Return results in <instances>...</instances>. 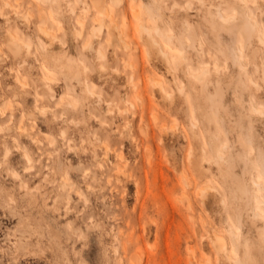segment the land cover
Returning a JSON list of instances; mask_svg holds the SVG:
<instances>
[{"label": "rangeland", "instance_id": "obj_1", "mask_svg": "<svg viewBox=\"0 0 264 264\" xmlns=\"http://www.w3.org/2000/svg\"><path fill=\"white\" fill-rule=\"evenodd\" d=\"M104 1L109 14L92 0H11L0 16V108L7 101L14 124L0 138L7 135V163L31 192L0 173V264H264V208L250 187L264 157V116L252 109L264 102L259 30L248 41L224 30L218 11L239 15L240 0ZM247 7L261 22L264 0ZM98 21L103 29L93 36ZM8 30L30 52H13ZM47 63L63 70L46 82L56 102L67 94L90 107L37 115L18 135L22 114L49 107L37 99ZM62 131L45 187L22 172L24 152L13 141L18 135L15 147L31 155ZM215 233L225 237L222 250Z\"/></svg>", "mask_w": 264, "mask_h": 264}, {"label": "clouds", "instance_id": "obj_2", "mask_svg": "<svg viewBox=\"0 0 264 264\" xmlns=\"http://www.w3.org/2000/svg\"><path fill=\"white\" fill-rule=\"evenodd\" d=\"M240 5H242V8L240 9L239 12L240 16L249 22L253 30H259L260 39L262 42H264V14H261L260 16L261 22L257 23L251 11L248 9L247 5L243 4L242 2L240 3ZM13 8H14V4L11 2V0H0V16H3L5 11L11 10ZM233 15H235V13H233ZM44 68L47 69L48 73L54 75L55 78H59L63 72L62 68L54 63H47V66ZM88 70H89L88 68H81V74L82 75L86 74ZM36 83L37 82H34L33 84L34 87L36 86ZM261 83L264 84V77H261ZM257 87H258L257 85H252L251 91L254 93L253 90H256ZM42 91L44 93L43 95H41ZM69 92H71V89H69ZM37 99L38 101L41 100L44 101L46 104L49 105V107L43 110L37 109L36 112H34L31 116L22 114L19 120L20 127L17 130L18 135L23 134L24 126L26 122L31 120L34 123L35 117L37 115H43L47 112H51L53 114V118L57 119V118H61L56 116L58 110H63L67 112L69 108H75L77 107V105H79L81 109L90 107L89 101L85 97H80L77 101H75L76 102L75 107H66L65 102L67 100H71V97L68 96L67 94L65 97H61L60 102H56L55 97L51 94V90L47 89V85L45 86V83H43L41 87L37 88ZM261 105H264V102H261ZM0 117H3L7 120V123H0V133H7L9 131L10 126L14 127L13 119L8 115L7 101H5V107L0 108ZM63 119H66V117H63ZM81 122L83 123L84 121ZM67 123L71 124L73 123V121H67ZM63 133L65 135V132ZM18 135L17 138L13 141V146H12L13 149L16 151H23L24 153H27L28 157L32 161L30 165L26 164L27 166H25L28 170L27 171L22 170V172L32 174L33 178H35L36 176H40L45 181V187H47L48 186L47 182L49 181V178L53 176V173L55 171L51 162L52 156L56 154L55 148L59 146L57 144V141L61 139L64 135L62 136L58 135L56 137L50 135L48 137L42 138V143L40 144V150L37 151L35 154H31V155L29 154V150L27 148L15 147L16 144H18ZM7 140H8L7 135L0 138V173L7 170L8 175L14 177L17 181L21 183V185L22 184L24 185V180L22 179L21 172L12 170L7 163L8 156L10 154V148L7 143ZM35 143H40V142H35ZM50 152L51 155H49ZM46 156L48 157L47 167H45ZM253 158H255V155H253ZM45 173H47V176L44 175ZM56 175H60V173L56 172ZM250 187L252 188V192L255 195L258 203L262 208H264V157H260V167L258 171L254 170L253 181ZM24 192L26 195L31 194L30 190L27 188L26 185H24ZM4 196L9 202L11 201V197H9L7 193H4ZM17 200L19 201L18 208L21 212H23L24 200L19 195L17 196ZM67 227L69 228V230H71L70 224Z\"/></svg>", "mask_w": 264, "mask_h": 264}, {"label": "bare ground", "instance_id": "obj_3", "mask_svg": "<svg viewBox=\"0 0 264 264\" xmlns=\"http://www.w3.org/2000/svg\"><path fill=\"white\" fill-rule=\"evenodd\" d=\"M93 1V4H94V6H95V8L96 9H98V10H100V11H102V12H104L105 14H109V10H108V8H107V6H106V4H105V1L104 0H92ZM198 1H200V0H198ZM243 4H245V5H247V1L248 0H240ZM189 3V2H188ZM188 3H187V5H188ZM189 6V5H188ZM242 8V5H238V12H240V9ZM72 10H74V8H72ZM137 10V9H136ZM136 12V11H135ZM137 14H138V12H136ZM136 14V15H137ZM134 15V14H133ZM136 15H135V17H136ZM218 15L220 16V18L223 20V21H225L226 22V24H225V27L227 28V29H224V27H223V29L225 30V31H227L228 33H232L233 35H237V34H239V35H241L245 40H250L251 39V36L253 35V33L255 32V30H253V28H252V26L249 24V22L246 20V19H244L243 17H239V15H238V13L236 14L235 13V15H233V13H231V14H229V15H225L223 12H221V11H218ZM138 16V15H137ZM26 17V16H25ZM110 18H112L111 16H110ZM27 19V18H26ZM256 20V19H255ZM103 21V20H102ZM256 22L258 23V21L256 20ZM77 23L79 24V26H80V29H77L76 28V33L78 34V36L79 37H81L82 36V32H83V29H84V21L83 20H81V19H78L77 20ZM107 25V24H106ZM110 26V25H109ZM116 26V25H115ZM140 27H141V29L143 30V31H145V32H147L148 34H151V32L153 31V29L152 28H150V27H148L147 25H145V24H141L140 25ZM39 28V30H40V32L42 33V34H44V35H46V36H51L53 39H56L57 38V36H56V34H53V33H50V31H48L45 27H43V26H39L38 27ZM61 30H63V27L62 26H60L59 27ZM107 30L109 31V29H108V25H107ZM112 28V27H111ZM102 29H103V24H102V22H100V21H98L97 23H95L93 26H92V28H91V33L93 34V36L96 34V33H100V32H102ZM61 30H59V31H61ZM155 31L157 32V33H161L160 32V30L158 29V28H156L155 29ZM110 33H111V31H109ZM113 33V32H112ZM122 33V32H121ZM121 33H120V36H121ZM142 34V33H141ZM141 34H140V36H141ZM112 36V35H111ZM259 37H260V34L258 35ZM112 38V37H111ZM114 38V37H113ZM171 38H173V35H167V39L168 40H171ZM114 39H116V37L114 38ZM110 40V39H109ZM122 40V39H121ZM49 41H50V39H49ZM108 41V40H107ZM111 41V40H110ZM110 41H109V43H110ZM122 41H124V40H122ZM153 42H155L156 41V39L155 38H153V40H152ZM53 42V41H52ZM116 42V41H115ZM50 43H51V41H50ZM112 43H114V42H112ZM118 44L120 43V42H117ZM124 43H125V41H124ZM7 44H8V46L13 50V52H15V53H19L20 51H21V49L24 47V48H26L27 49V51L28 52H30V48H31V45L29 44V43H27L26 41H24V40H22V39H20L19 37H17V35H15L11 30H8L7 31ZM86 44V43H85ZM84 44V45H85ZM92 42L91 41H89L85 46H89V47H91L92 48ZM113 45V44H112ZM124 45H128V43L126 42ZM155 45V44H154ZM49 46H50V44H49ZM48 46V47H49ZM85 46H83V47H85ZM53 47V46H52ZM11 50V51H12ZM239 50L241 51V48L239 47ZM26 51V52H27ZM88 51H89V49H88ZM93 51V50H92ZM113 52H114V50H113ZM14 54V53H13ZM162 54L164 55V58H165V60H167L168 59V53L167 52H165V51H162ZM96 56L98 57V58H100V57H104L105 56V54L103 53V51H102V49L101 48H97L96 49ZM169 61V60H168ZM81 63H82V61H81ZM238 63L241 65V66H244V64L241 62V61H239V59H238ZM85 66V65H84ZM101 67H103L102 65H100ZM216 66H218V65H216ZM104 70V69H103ZM207 71V67L206 66H204L203 68H202V72H200V73H195V77L197 78V79H201L202 78V76H203V74L205 73ZM17 80H19V81H21V79L18 77L17 78ZM130 80H131V78H130ZM250 80H251V82L252 83H255L257 86H258V84L256 83V81L251 77L250 78ZM160 81V80H159ZM159 83H161V82H159ZM49 88V87H48ZM51 89V88H50ZM86 89H87V91L88 92H91V89L89 88V86H88V84L86 83ZM162 89H163V87H162ZM92 93V92H91ZM94 93V92H93ZM168 94V93H167ZM254 108L256 109L255 111L257 112L258 110H259V107H257V106H255V105H253L252 106V109L254 110ZM140 131H141V129H140ZM64 132V131H63ZM107 146V145H106ZM108 147V146H107ZM202 159V158H201ZM66 180V179H65ZM252 181H253V177H252V179H251ZM69 184H70V186L72 187L73 186V183L72 182H70L69 181ZM63 187V185H61V188ZM206 187V186H205ZM208 188V187H207ZM211 188V187H210ZM215 190V189H214ZM242 190H243V192H246V188L245 187H243L242 188ZM245 194H247V193H245ZM256 214H259V212H255V215ZM231 233H232V236H233V238L234 239H236V240H239L240 239V235H239V233L238 232H236L235 230H232L231 231ZM262 236H263V240H264V230L262 231ZM215 238H216V241H217V245H218V249H220V250H222L224 247H225V242H226V240H225V237L222 235V234H218V233H215ZM15 242V241H14ZM68 262V261H67ZM71 262V261H70ZM69 263V262H68Z\"/></svg>", "mask_w": 264, "mask_h": 264}, {"label": "snow or ice", "instance_id": "obj_4", "mask_svg": "<svg viewBox=\"0 0 264 264\" xmlns=\"http://www.w3.org/2000/svg\"><path fill=\"white\" fill-rule=\"evenodd\" d=\"M41 71L43 72V81L45 82V86H46L47 85L46 82L49 81L50 79H54L55 77L51 73H48L47 72V69H45V68H42ZM36 79H37V81L40 80L39 73L37 74ZM23 87L27 88L28 85L27 84H24ZM91 94H94V93H91ZM65 106L66 107H75L76 106V102L75 101H72V100H67L65 102ZM254 110H256V109L254 108ZM258 111H259V114L261 116H264V105H261L259 107V110ZM59 135L62 136V135H64V133L63 132H60ZM24 161H26V164H28V165H30L31 162H32L31 159L28 157V154L27 153H24ZM22 170L23 171H27L28 169L26 167H22ZM13 175H14V173H13ZM85 175H87V173H85ZM22 186H24V185L22 184Z\"/></svg>", "mask_w": 264, "mask_h": 264}]
</instances>
